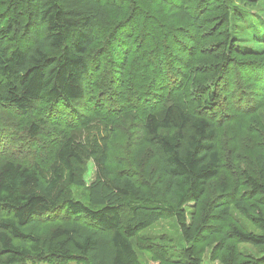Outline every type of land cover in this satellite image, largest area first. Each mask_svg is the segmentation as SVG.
Listing matches in <instances>:
<instances>
[{"label": "trees", "instance_id": "1", "mask_svg": "<svg viewBox=\"0 0 264 264\" xmlns=\"http://www.w3.org/2000/svg\"><path fill=\"white\" fill-rule=\"evenodd\" d=\"M133 2L0 0V264H142L138 250L155 251L139 234L170 217L179 226L187 264H201L194 248L204 232L220 235L221 264H264V142L252 146L257 154L248 168L238 165V176L225 173L219 180L236 165L232 157H244L239 149L229 151L230 136L218 140V130L227 128L221 122L229 97L215 79L227 70L237 38L229 25L242 20L238 8L246 0H159L158 12L177 27V38L196 39L180 42L185 51L196 47L189 59L194 70L181 81L174 76V87H161L153 99L135 94L130 107L125 96L136 89L125 78L135 51L125 44L138 28L121 26L110 45L90 52L114 23L142 19L138 8L133 15ZM259 25L255 38L264 41L258 36L264 20ZM160 27L152 29L158 45L176 30ZM140 28L144 32L146 24ZM157 62L160 77L165 61ZM112 67L111 81L106 77ZM240 91L244 101L236 104L243 108L260 100ZM112 94L120 105L105 106ZM57 103L81 132L58 122L48 128L41 117L24 121L39 105ZM137 104L146 105L144 112ZM255 127L256 139L264 136V120L251 128L243 120L237 131L253 134ZM133 130L139 135L132 137ZM116 143L131 155L130 166L114 167ZM90 160L94 178L86 184ZM190 202L198 215L187 222L184 207ZM233 209L248 216L256 231L239 225ZM246 245L250 250L242 249Z\"/></svg>", "mask_w": 264, "mask_h": 264}, {"label": "rangeland", "instance_id": "2", "mask_svg": "<svg viewBox=\"0 0 264 264\" xmlns=\"http://www.w3.org/2000/svg\"><path fill=\"white\" fill-rule=\"evenodd\" d=\"M116 1H119L120 3H128L129 0ZM158 1L159 0H152V3H146L143 0H134V4L132 5V13L133 15H137L136 8H138L139 15L142 14V19L140 21H132L131 18H129L128 20L123 19L121 21H118L117 24L114 23L112 27L108 29V32L106 30H103L105 35L102 36L100 42L95 44L90 52V55H92L95 53L97 48H102L110 45L111 42L109 41V39L111 40V37H114L111 34H116L115 36L117 39L119 37V34L121 33V26H123L124 30L138 28L136 30V33H133L131 42L129 44H125V47H131V53L135 51L133 56H129L130 64L128 70H126L127 75L125 78L126 81H128V79L130 78L129 82L132 85V89H136L135 93L133 92L129 94V96H127L128 98L125 96V98L128 99L129 103H132L131 105H129L130 107L136 105L137 101L135 99V94H137L138 97H142L143 99H146L148 97L153 99L154 95L159 93V89L161 87H174V76L180 75L178 79L179 81H181L183 78H188L190 72L194 70V67L190 66L189 64V59L192 57V53L194 52L196 47H192L191 51L188 45L186 46L187 51H185L181 48L183 45H180V42L182 41L186 45L187 43L194 44L196 43V39H194V41L192 40L191 42H187L181 37L177 38V27H175V25H173L171 22L168 23L166 21V18L159 14V9L157 8ZM126 5L127 4H124L123 6L124 17L129 15V11L126 8ZM238 12L242 20L240 22L232 21L229 25V28L237 33V38H235L236 40L232 46V51L230 53L231 59L223 77L219 79L220 81L215 79V82H219L223 85L225 91H227L226 95L229 97V99L227 100V104L223 105V108L226 112L224 114V119L221 122L227 125V128L224 129L223 127L218 130V140H220V143H224L223 136H230L231 141L228 142V144H231L232 147L229 151L234 152L235 149H239V155L243 154L244 157H241V159L239 160H235L231 156V162L236 161V165H231L234 167L233 169H226L225 172L219 177V180H224V177L226 176L225 173H230L231 175L238 176V165L240 168H248L254 160L255 155L257 154L256 149H253L252 146L255 145L256 147V143L264 142V136H257L256 139V127L253 134L246 132H240V134L237 131L240 122L243 120L249 128H251L252 126H256L257 120H264V107H260V105L264 104V41L256 40L255 38L256 31L260 29V22L264 20V0H246V2L239 4ZM142 23L146 24V30L144 32H142L140 28L142 26ZM160 25H162L165 30H169V28L173 27L176 30H172L171 35L165 38L166 40L161 39V45H158L157 35L154 34V31L152 29L158 28L159 30H162ZM185 27L188 30H192V28H189L187 26ZM108 34H110V36ZM258 36L260 39H262L264 36V32L260 31ZM210 40L212 39H209V42H213ZM200 44L201 42L199 43V45ZM134 46L137 48H134ZM115 51L117 52V54L115 52L114 54L117 56L118 50L116 49ZM158 57H161V59L165 61L164 74L162 76L160 75V77L155 73V71L158 70ZM195 57H199V59H201L199 53ZM195 57L193 60H195ZM96 58L97 56L91 57L92 61H95ZM111 62H114V60L112 59ZM116 64L120 63L117 62ZM256 68L258 70H256ZM130 70L132 72L128 77V72H130ZM113 73L114 70L112 67L111 74L107 75L106 78L110 76V79L112 81ZM138 74L145 76L146 79H141L140 77H138ZM205 77L211 78L210 74H207ZM200 79H204L203 74L201 75ZM111 81L109 82L108 79V82L106 83L104 89H107V86L109 83H111ZM114 88L117 89L115 85ZM240 88H243L244 95L253 97L249 95L251 92H254L256 98L260 100L247 103L248 107L246 108H243L242 104H236V101H244V97H242ZM228 89H230V91ZM105 101H103L105 106L107 105V103L111 105V101H114L117 105H120V102L114 99L113 94L110 95L109 101H107V99H105ZM139 106L143 109L142 112H144L146 105L142 104ZM257 106L261 108L260 112L257 111ZM62 107L63 106L61 105V103H57L53 106L49 104L39 105L35 113L32 115L28 114L24 118V121L29 123L30 121L38 120L39 117H41V119H43L45 123L48 124V128L49 126L53 128L52 124L54 122H58L61 124L62 128L68 129V127H71L74 134L77 131L81 132L80 126L76 125V122L73 120L74 117L69 114V110H65V108ZM148 107L150 106L148 105ZM111 110L112 108L108 106L107 112ZM241 110L247 115L246 117L245 115L241 114ZM213 123H216V125H220L219 122H216L215 120L213 121ZM138 135L139 134L134 130L133 133H131L132 137ZM120 137H122L123 141L124 136L122 135ZM115 145L116 149L118 150V155L116 156L115 154L114 157L118 158L116 159L117 163L114 164V167H116V169H119V167H124V164H128V166H130L132 164L131 155L127 152V149L119 145L118 143H116ZM242 145L244 147L241 149ZM41 151L44 154L46 152L43 150ZM119 159H121V163H118ZM226 160L230 163L229 157H226ZM153 166L154 163H151L150 167ZM139 173H142V168L140 169ZM93 178L94 166L93 161L90 160L89 168L84 175V180L86 184H89V182L92 181ZM232 180L234 179H229V182L232 183ZM214 185L215 184L209 186V188H212V191H215L213 189L215 188ZM184 211L187 217V222L193 221L192 218L198 215V210L194 202H190L189 204H187L184 207ZM231 212L233 218L236 219V222L239 225L243 226L247 230H251L253 232L256 231V225L248 216L241 214L235 209H233ZM62 219L63 218H61V220ZM214 234L215 235H213L212 237H209L208 234L204 232L201 238H199L195 244L194 254L197 255V257H200L201 264H221L220 261L216 258L219 254L217 241H219L220 235L216 233ZM142 235L144 237H141L140 234L139 237L142 239H149V248L155 251V254H150L146 250H138V255L140 256L142 264H187L184 256L185 251L183 249L184 246L182 237L180 236L179 226L174 217L157 221L151 227L146 229ZM242 249L250 250L248 245L242 246ZM252 254L256 255V252L252 251ZM150 255L168 256L166 259H154ZM69 264L80 263L72 261Z\"/></svg>", "mask_w": 264, "mask_h": 264}, {"label": "bare ground", "instance_id": "3", "mask_svg": "<svg viewBox=\"0 0 264 264\" xmlns=\"http://www.w3.org/2000/svg\"><path fill=\"white\" fill-rule=\"evenodd\" d=\"M204 27V26H203Z\"/></svg>", "mask_w": 264, "mask_h": 264}]
</instances>
